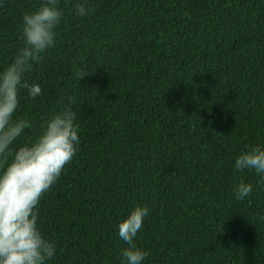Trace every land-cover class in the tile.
<instances>
[{"label": "trees", "instance_id": "trees-1", "mask_svg": "<svg viewBox=\"0 0 264 264\" xmlns=\"http://www.w3.org/2000/svg\"><path fill=\"white\" fill-rule=\"evenodd\" d=\"M43 2L0 0V68ZM74 2L55 0L54 44L25 73L41 94L21 89L14 116L29 126L13 150L69 96L77 113L76 154L37 205L47 264H121L137 205L142 264H264V185L233 166L264 146V0H89L85 17Z\"/></svg>", "mask_w": 264, "mask_h": 264}, {"label": "clouds", "instance_id": "clouds-1", "mask_svg": "<svg viewBox=\"0 0 264 264\" xmlns=\"http://www.w3.org/2000/svg\"><path fill=\"white\" fill-rule=\"evenodd\" d=\"M72 7L73 15L79 17L91 10L89 0H76ZM61 16L62 9L56 7L55 0H45L35 10L25 12L20 24L23 46L10 63L0 68V264H47L56 252L55 242L38 228L37 205L76 154L79 137L72 97L67 98L63 110L42 122L39 134L30 143L14 150L11 146L29 126L28 120L14 118L20 90L30 98L41 94L40 85L30 83L25 73L54 44ZM233 166L237 171L254 172L256 183L264 185V146H246ZM252 191L251 182L240 180L235 199L244 200ZM149 212L137 205L117 224V235L127 244L121 249V264H142L147 255L135 240Z\"/></svg>", "mask_w": 264, "mask_h": 264}]
</instances>
